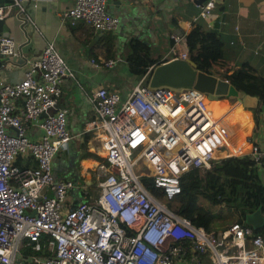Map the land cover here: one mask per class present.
Masks as SVG:
<instances>
[{
    "label": "built area",
    "instance_id": "1",
    "mask_svg": "<svg viewBox=\"0 0 264 264\" xmlns=\"http://www.w3.org/2000/svg\"><path fill=\"white\" fill-rule=\"evenodd\" d=\"M218 1L202 0L196 16L207 19ZM106 4L73 0L59 19L112 30L117 18ZM12 6L24 8L20 0L0 4V18ZM171 38L169 57L187 58L177 47L180 37ZM14 51V40L0 33V55ZM65 77L74 74L53 40L28 62L21 79L0 76V264H196L204 256L208 264H264V233H253L236 212L223 221L232 210L211 207L203 227L164 203L180 191L184 170L208 167L220 156L245 154L264 171V144L253 141L246 121L229 108L213 113L205 93L195 88H149L143 75L124 98L98 86L87 123L103 160L95 172L96 195L88 200L86 184L51 173L52 157L73 135L66 108L57 104ZM36 117L41 133L31 138L26 128ZM16 155L27 164H14ZM143 177L151 179L160 197L144 187ZM72 188L81 194L74 205L68 197ZM24 240L33 252L41 251L25 262Z\"/></svg>",
    "mask_w": 264,
    "mask_h": 264
},
{
    "label": "crops",
    "instance_id": "2",
    "mask_svg": "<svg viewBox=\"0 0 264 264\" xmlns=\"http://www.w3.org/2000/svg\"><path fill=\"white\" fill-rule=\"evenodd\" d=\"M26 2L21 10L9 7L0 18V33L5 32L15 42L11 56L0 55V76L9 82L21 79L28 62L40 55L47 40H53L74 77H65L60 82L57 104L66 108V125L73 135L56 153V172L52 174L69 178L75 184H86V199L93 200L96 195L93 184L99 160L82 153L93 152L101 157L98 138L88 131L87 123L93 116L94 89L102 85L124 98L138 78L135 74L138 69L169 58L171 35L180 37L177 47L185 49L187 58L201 70L231 83L242 80L261 88L258 95L243 93L233 99L218 98L210 108L215 114L226 108L234 110L251 127L253 141L264 144V0H219L207 19L196 16L202 0H107L106 11L117 18L114 28L109 30L113 35L111 65L103 63L106 58L98 40L102 31L97 34V30L80 19L73 24L67 18L60 21V11L73 0ZM133 39L139 40L138 43L134 45ZM38 120L39 117L33 118L27 125L26 134L31 138L41 133ZM246 146L244 141L241 148ZM70 163L75 168L72 173L60 175L59 169H66ZM76 170L78 175L74 177ZM257 172L264 183V171ZM209 175L194 185L207 183ZM210 179H214L212 185L218 183L217 178L210 176ZM206 183L198 191H208ZM80 195L72 188L69 203L79 201ZM230 210L232 215L236 212ZM208 262L205 258L203 264Z\"/></svg>",
    "mask_w": 264,
    "mask_h": 264
},
{
    "label": "trees",
    "instance_id": "3",
    "mask_svg": "<svg viewBox=\"0 0 264 264\" xmlns=\"http://www.w3.org/2000/svg\"><path fill=\"white\" fill-rule=\"evenodd\" d=\"M98 40L100 42L101 54L104 58L114 59L112 57V33L109 30H103L102 34L98 37ZM135 40L133 42L134 45L139 41L137 39ZM147 69L148 67L138 69L137 73H135L138 77L137 80L143 75L142 81L147 83ZM233 85L237 90H243L245 94L258 95L261 91V88L246 84L242 80H233ZM228 99H233V97H228ZM211 103L214 102H208L209 105H211ZM82 155L92 156L99 161L102 160L99 155L93 152H83ZM14 164L21 167L26 165L27 161L22 160L16 155ZM208 174L210 175L207 183L206 181L205 183L209 190L205 193H201L198 190H203V185L205 183L203 185H200L199 183L196 185L194 184ZM210 176L211 178L218 179L216 185L211 184L214 179H210ZM178 179L180 191L168 200L164 199V203L167 208L187 217L194 225L208 227L211 214L206 206L209 205L212 207L226 206L234 209L238 214V220L240 223L245 224L247 223L244 221V215L254 210L257 206H259L260 213L264 215V183L261 182L252 158L245 154L227 155L211 160L208 167H189L179 175ZM142 184L149 192L157 194L160 197L159 191L154 188L149 177H143ZM247 225L251 227V225ZM252 231L253 233H264V221L259 227L252 228ZM25 242L26 240H24V244L20 248V254L23 257L24 262L29 256L33 254L39 255L41 253V251L33 252L30 245H27ZM189 251L190 250L188 249L185 255H188L190 253ZM205 258L206 257L204 256L201 261L196 264H203ZM206 259L208 261V258Z\"/></svg>",
    "mask_w": 264,
    "mask_h": 264
},
{
    "label": "water",
    "instance_id": "4",
    "mask_svg": "<svg viewBox=\"0 0 264 264\" xmlns=\"http://www.w3.org/2000/svg\"><path fill=\"white\" fill-rule=\"evenodd\" d=\"M11 0H0V4H7ZM27 0H20V5L25 7ZM114 3V1H113ZM116 3V1H115ZM17 8V6H13ZM128 20H131L128 18ZM97 34L101 33L96 31ZM6 35V33H3ZM147 86L149 88L166 87L175 91L185 88H195L203 93L208 100H216L222 97H240L243 90H237L233 83L213 74L205 72L197 67L189 58L169 57L155 62L149 66ZM244 221L256 228L262 224L263 217L259 206L244 215Z\"/></svg>",
    "mask_w": 264,
    "mask_h": 264
},
{
    "label": "rangeland",
    "instance_id": "5",
    "mask_svg": "<svg viewBox=\"0 0 264 264\" xmlns=\"http://www.w3.org/2000/svg\"><path fill=\"white\" fill-rule=\"evenodd\" d=\"M210 101V100H209ZM224 102V101H223ZM213 104H216V102L215 103H211V105H213ZM210 106V105H209ZM60 153V152H59ZM224 156H226V155H224ZM220 157H222V156H220ZM54 158V159H53ZM52 160H53V163H52ZM56 160H57V154L56 155H54L53 157H52V159H51V163H52V166H51V173H54V172H56V167H55V164L57 163L56 162ZM75 168L72 166V163H70V166L69 167H67L66 169H59V173H60V175H62V174H66V173H72V171L74 170ZM53 175V174H52ZM77 175H78V172H77V170L73 173V176L74 177H77ZM54 176V178H58L57 176H55V175H53ZM62 178H66V177H62ZM70 191V190H69ZM69 193V192H68ZM168 200V199H167ZM167 200H166V202H167ZM77 202V201H76ZM76 202H74V203H72L71 205H74ZM206 207H208V208H211L212 206H206ZM214 207V206H213ZM222 208H226V209H232V208H229V207H226V206H221ZM232 213H233V211H231L230 212V214L228 215V216H225L226 218L225 219H223V221H229L230 220V218H231V216H232Z\"/></svg>",
    "mask_w": 264,
    "mask_h": 264
},
{
    "label": "bare ground",
    "instance_id": "6",
    "mask_svg": "<svg viewBox=\"0 0 264 264\" xmlns=\"http://www.w3.org/2000/svg\"><path fill=\"white\" fill-rule=\"evenodd\" d=\"M217 100H210L209 102H216ZM209 105V104H208Z\"/></svg>",
    "mask_w": 264,
    "mask_h": 264
}]
</instances>
